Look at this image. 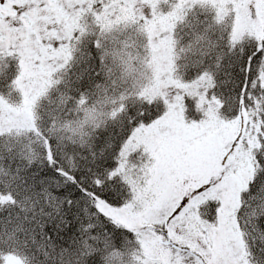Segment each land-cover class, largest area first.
<instances>
[{
	"label": "snow or ice",
	"instance_id": "6c2138e0",
	"mask_svg": "<svg viewBox=\"0 0 264 264\" xmlns=\"http://www.w3.org/2000/svg\"><path fill=\"white\" fill-rule=\"evenodd\" d=\"M0 264H264V0H0Z\"/></svg>",
	"mask_w": 264,
	"mask_h": 264
}]
</instances>
